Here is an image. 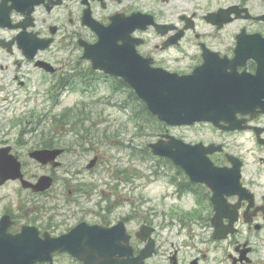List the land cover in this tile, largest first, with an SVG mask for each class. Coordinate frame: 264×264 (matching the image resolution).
<instances>
[{"label":"flooded vegetation","instance_id":"af4514ba","mask_svg":"<svg viewBox=\"0 0 264 264\" xmlns=\"http://www.w3.org/2000/svg\"><path fill=\"white\" fill-rule=\"evenodd\" d=\"M84 20L103 26L122 24L127 39H139L135 47L141 56L150 58L153 66L179 74L191 73L204 55L231 62L239 40L251 41L264 51V0H0V107L9 110L33 96L58 102L72 92L65 85L72 67L70 84L80 79L85 84L108 85L101 73L87 70L90 66L81 57L82 44L98 40ZM217 67L232 71L231 66ZM235 68L264 82V63L253 57ZM91 92V86L81 91ZM235 116V130L199 122L164 127L158 133L211 147L206 156L217 173L225 174L226 182H204L206 174L214 172L203 166L200 152L192 154L197 165L187 169L175 158H162L154 164L155 181L163 185L153 206H145L148 200L142 196L129 195L115 208L119 213L108 208L103 190L97 198V182L90 175L86 179L83 166L73 177L74 200L69 206L57 196L50 197L47 190L26 187L23 181L38 182L40 176L49 175L32 173L34 150L62 149L57 156L61 165L55 169L59 170V158L70 148L58 146L63 144L62 132H57L60 126L44 141L30 143L31 114L17 124L11 110L0 112V191L15 185L0 200L17 190L22 197L21 204L12 206L8 199L0 207V222L6 218L0 226V257L9 264H264V112ZM81 130L75 133L79 139L88 138L87 146H104L94 138L97 132ZM97 154L85 170L96 164ZM234 163L238 166L233 174ZM51 164L44 166L49 170ZM134 189L131 184L128 191ZM118 221L123 224L122 239L116 231L108 232ZM55 237L63 238L69 247L48 251ZM149 242L151 254L140 262L137 257L146 252ZM15 245L19 247L12 252L13 260L9 251ZM113 245L127 255L110 259L108 246ZM100 247L106 252L100 253Z\"/></svg>","mask_w":264,"mask_h":264},{"label":"water","instance_id":"95a60500","mask_svg":"<svg viewBox=\"0 0 264 264\" xmlns=\"http://www.w3.org/2000/svg\"><path fill=\"white\" fill-rule=\"evenodd\" d=\"M95 30L99 35V41L94 45H86L83 57L90 59L93 69L102 70L125 81L144 102L148 111L167 125L191 124L195 121L218 124L219 121H225L230 123V127L235 128L236 112L253 113L257 108L264 112V101H261L264 89L256 85L253 78L250 81L249 77L228 75L224 69L217 67L227 66L226 62H214L207 56L193 74L180 76L162 68L152 67L150 59L138 55L134 46L118 44V40L127 39L122 24ZM250 82L252 84L249 86L247 83ZM162 137L166 140L161 138L149 144L152 153L175 158L177 163L187 169L189 160L186 152L190 153L193 149L189 151L186 145L183 146L180 141L168 134ZM208 163L211 169V163L209 161ZM192 166H195L194 162ZM237 166L238 164L234 163L233 174ZM222 181L226 182V176L222 172L214 178L209 174L205 180L209 185L220 184ZM37 185L41 188L36 189H43L50 185V179L42 177ZM5 220L3 217L0 226ZM114 231L117 232V238L122 239V228L118 226ZM51 245L53 248L69 247L61 237L53 238ZM17 248L10 247V257L16 258V254L12 252ZM151 248L152 243L149 242L144 248L146 252L142 251L137 259L142 262L143 258L150 255ZM99 251L105 253L106 248L100 247ZM30 254L35 256V253ZM119 255L127 253L125 250L115 249L114 245L108 247L110 259H115ZM0 264L9 263L7 259L0 257Z\"/></svg>","mask_w":264,"mask_h":264},{"label":"rangeland","instance_id":"374dc122","mask_svg":"<svg viewBox=\"0 0 264 264\" xmlns=\"http://www.w3.org/2000/svg\"><path fill=\"white\" fill-rule=\"evenodd\" d=\"M107 95L109 101L107 100ZM126 99L125 92L114 94L110 91V87L108 86V93L107 89H104V87H98L90 98H84L78 93L69 91V93H66L56 103L44 99H37L36 96H33L31 101L26 103L19 102V105L16 107L13 104L9 106V110H11L12 115L17 118V124L21 121L29 119V115L31 114L32 123L30 126L31 128L37 129L33 130L32 134H29L27 137L30 143L31 141L34 143L39 136H43L44 132L49 133L59 126L60 130L57 132H62L61 134L63 135V129H65V127L63 128L61 121L64 119L65 123H72L74 118L73 112H67L63 118L60 117V123L56 126L53 123L52 116L57 112L63 113L64 110L70 107H74V111L77 114H84V116L87 115L90 121H92L91 125L84 126L83 129H86L89 132H97L98 134L94 137L97 141L103 139L104 146L96 147L94 144L87 146L88 139L85 135H83L81 139L78 137L80 141L79 147L75 148L73 146V150L71 152H66L59 158L62 162V166L59 170H51L50 168L48 170L46 166L43 167L32 163L30 169L35 176L42 173H51L53 176L54 184L49 190L52 194L49 195L50 197H59V202L61 203L68 200L72 203L74 200L73 177L76 174V169L83 166L81 168L83 170L82 174L86 175V179H89L88 175H90V180L97 182V189L94 192L97 198L100 191H104L105 196L102 198L107 201L108 208L115 209L118 207L117 205L124 204L126 202V197L129 195L132 197L142 196L148 200L145 206H153V200H155V198L161 193L163 183L155 181L157 170L154 172L153 170L146 169L145 165L136 161L133 162L130 159V148L139 150V147L137 146L145 143V140L151 141L156 139V137L149 134L146 137L138 135V127L129 117V109L123 107ZM81 105H88V113H86V111L80 112L77 109ZM9 110L3 106L0 107V112ZM39 115H41V118L38 117ZM45 115H47V117H45ZM88 124V121H86V125ZM151 126L155 127L154 124H151ZM106 128H108V131ZM41 129L43 130L42 132H40ZM70 130V133L65 134V136L62 137L64 142L68 144L74 142V135ZM83 132L84 131L81 130L80 133ZM105 132L108 137L105 136ZM46 136H48V134H46L45 137ZM22 139L24 140V138ZM65 143L62 144V147H66ZM83 144L87 147V149H83L85 147ZM107 145L108 148H106ZM96 152H98L96 164L91 169L85 170L84 166ZM245 155L246 158H251L249 154ZM105 161H108V165L105 164ZM80 162L83 165L80 164ZM107 166L108 172L106 171ZM53 169H58V167ZM115 175H117V177ZM124 177L129 178L127 183H122L125 179ZM107 180L108 182L105 183ZM131 184L136 188L132 191V193L131 191H128ZM8 187L14 188L15 185L10 183L8 186L4 187L0 191V195H2V197L4 194L6 195L7 190L10 191ZM8 199L10 200L12 206L14 203L17 205L22 203V197L19 190H17L16 193H11L8 198L1 199L0 207L5 201H8ZM102 204L105 205L104 203ZM17 205H14V207ZM47 206H49V203H47ZM114 212L121 213V210L115 209Z\"/></svg>","mask_w":264,"mask_h":264},{"label":"trees","instance_id":"16d2710c","mask_svg":"<svg viewBox=\"0 0 264 264\" xmlns=\"http://www.w3.org/2000/svg\"><path fill=\"white\" fill-rule=\"evenodd\" d=\"M114 86L118 89H126V86L120 82L114 83ZM128 91V89H126ZM128 98L124 103L125 108L129 109V117L138 127V130L141 131L140 135L148 136L155 135L160 129L161 124L157 121V119L151 115L147 109L145 108L143 102H141L132 92L128 93ZM151 124H154L155 127H152ZM131 149L130 156L131 157H151L149 149L145 146L140 149V151H136L133 148Z\"/></svg>","mask_w":264,"mask_h":264}]
</instances>
